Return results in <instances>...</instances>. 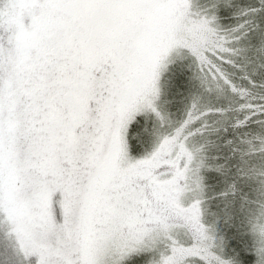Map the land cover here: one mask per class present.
I'll return each instance as SVG.
<instances>
[{
    "label": "snow or ice",
    "instance_id": "1",
    "mask_svg": "<svg viewBox=\"0 0 264 264\" xmlns=\"http://www.w3.org/2000/svg\"><path fill=\"white\" fill-rule=\"evenodd\" d=\"M0 264H264V0H0Z\"/></svg>",
    "mask_w": 264,
    "mask_h": 264
}]
</instances>
